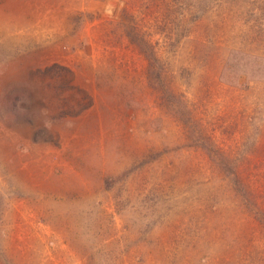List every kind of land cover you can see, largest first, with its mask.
<instances>
[{
    "label": "rangeland",
    "instance_id": "374dc122",
    "mask_svg": "<svg viewBox=\"0 0 264 264\" xmlns=\"http://www.w3.org/2000/svg\"><path fill=\"white\" fill-rule=\"evenodd\" d=\"M0 264H264V0H0Z\"/></svg>",
    "mask_w": 264,
    "mask_h": 264
}]
</instances>
